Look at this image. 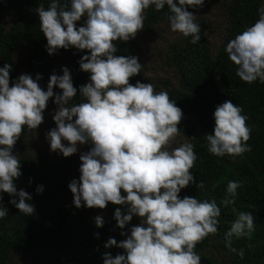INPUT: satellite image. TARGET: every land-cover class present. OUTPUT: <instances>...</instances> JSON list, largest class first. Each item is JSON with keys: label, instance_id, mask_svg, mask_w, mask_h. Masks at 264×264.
Here are the masks:
<instances>
[{"label": "clouds", "instance_id": "clouds-1", "mask_svg": "<svg viewBox=\"0 0 264 264\" xmlns=\"http://www.w3.org/2000/svg\"><path fill=\"white\" fill-rule=\"evenodd\" d=\"M205 0H70L61 4L51 0L45 8L36 9L40 31L46 38L49 55L60 49L86 50L78 61L81 71L89 73V82L79 87L80 103L68 67L49 77L46 90L31 74L11 80L12 64L0 67V200L7 193L19 212L32 216V196L17 189L15 181L22 176L21 161L13 149L25 127L37 129L44 122L50 98L57 106L52 115L55 127L46 133L50 151L63 157L78 152V146L89 145L79 156V178L68 188L73 205L79 209H105L111 203L121 241L110 237L105 249L116 247L122 253H103V264H201L195 251L198 243L216 235L221 207L213 199H199L180 193L197 183L192 170L198 159L190 142L172 147L179 135L182 110L168 92L156 91L151 83L130 78L141 73L137 56L114 55V42L135 39L144 28L145 12L150 7L161 11L167 6L170 30L190 43L201 40V26L189 8L204 6ZM258 19L229 40L225 52L236 67V75L245 83L264 84V5ZM83 18V23L78 26ZM207 35V33H205ZM54 88L61 90L54 93ZM214 127L204 137L208 151L217 157L233 159L251 152V128L243 108L225 100L213 112ZM66 142V143H65ZM239 181H229L220 205L235 204ZM43 185L36 192L42 193ZM123 193V194H122ZM122 208L125 210L122 212ZM8 209L0 204V219ZM139 217L140 223L123 231ZM97 228L103 227L102 215H96ZM255 231L254 216L241 211L224 233L225 247L244 257V250L233 247V240L251 238ZM99 238V233L95 234Z\"/></svg>", "mask_w": 264, "mask_h": 264}, {"label": "trees", "instance_id": "trees-1", "mask_svg": "<svg viewBox=\"0 0 264 264\" xmlns=\"http://www.w3.org/2000/svg\"><path fill=\"white\" fill-rule=\"evenodd\" d=\"M210 1H221L226 6L227 24L222 42L217 47L212 46L209 40L211 25L204 21L200 24V42L192 44L188 37L180 45L171 47L166 64L174 71L177 85L171 86L165 80L160 84L163 88L155 87L143 66L141 73L130 78L129 82L133 85L136 81L151 83L156 91H167L183 112L178 136L184 139V143L194 145L198 159L190 171L197 183L204 182V189L190 184L182 189L181 198H214L221 207L217 234L209 235L196 246L201 264H264V84L242 81L236 75L237 66L225 52L228 41L258 19L257 9L264 5V0ZM50 2L0 0V67L5 63L12 64L11 80L18 78L22 69L34 79L41 74L39 85L43 88L57 69V57L67 53L73 85L77 88V96L71 103H80L83 97L79 95V87L89 82L90 74L80 70L78 61L87 52L71 48L48 54L36 9L40 5L47 8ZM60 3L69 4L70 0H60ZM168 14L167 6L161 11L150 7L145 12L144 29L155 35L158 26L169 24ZM77 23L81 25L83 18ZM114 43L118 48L114 54L117 56H134L139 49L135 39ZM225 100L243 108L251 128L248 141L251 152L235 159L212 155L204 137L212 133L213 112ZM55 126L53 122L49 130ZM34 131L25 127L13 152L21 161L22 176L15 181L17 189L31 194L35 212L32 216L24 215L9 203L12 197L3 194L0 204L8 209V214L0 219V264H14L16 256L34 261L45 259L50 264H103L102 256L106 251L113 256L122 253L123 250L116 247L104 248L110 237L118 242L125 238L120 235L122 230L113 218L115 209L121 206L109 203L105 209L98 208L104 214V225L97 228L93 208H75L68 188L71 180L77 179L74 174L76 155L53 161L35 147ZM230 180L241 182L243 187L237 189L235 204L224 207L220 201ZM38 185L44 186V191L39 194L36 192ZM241 211L251 212L255 223L251 238L233 240V247L244 250L243 259L231 253L224 242V233ZM139 223L140 218L134 216L123 231Z\"/></svg>", "mask_w": 264, "mask_h": 264}, {"label": "rangeland", "instance_id": "rangeland-1", "mask_svg": "<svg viewBox=\"0 0 264 264\" xmlns=\"http://www.w3.org/2000/svg\"><path fill=\"white\" fill-rule=\"evenodd\" d=\"M196 15V22L198 24L208 22L211 25V30L209 31V40L213 47H217L223 40L224 37V27L227 24V11L226 6L221 1L212 2L210 0H205L204 6L198 9L189 8ZM186 38L179 33H174L170 30L169 24H163L157 27L156 34L148 33L144 28L142 31L138 32L135 40L139 46L138 51L134 56L138 57V61L143 65L147 76L154 82L155 87L163 88L161 83L165 80L171 83V86L177 85L175 78V73L172 69L167 66V58L171 53V47L173 45H180L184 42ZM21 55L19 58L21 59ZM57 69L54 71L58 75H62L61 68L66 66L69 68V55L67 53L59 55L57 57ZM21 74H26L22 69ZM20 74V75H21ZM48 81L45 83L42 89L46 90ZM11 86V79H10ZM61 90L54 88V93H60ZM56 105L52 102L50 98L47 108L44 112V122L34 131L33 139L34 145L37 149L44 151L49 157L58 162L63 158L62 154L58 152L50 151L49 143L46 139V133L49 131L50 125L54 122L52 115L56 109ZM66 143V142H65ZM184 143V139L180 136L176 137L175 143L172 147H178L180 144ZM89 145L78 146V152L75 154L76 159L74 163V174L79 178V166L80 160L79 156L82 152L89 150ZM102 215L98 208H93V218L96 215ZM14 264H50L45 259L40 261H34L31 258L16 256L14 258Z\"/></svg>", "mask_w": 264, "mask_h": 264}]
</instances>
